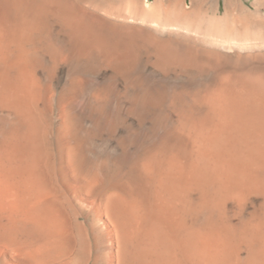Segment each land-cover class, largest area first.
<instances>
[{
	"label": "bare ground",
	"instance_id": "6f19581e",
	"mask_svg": "<svg viewBox=\"0 0 264 264\" xmlns=\"http://www.w3.org/2000/svg\"><path fill=\"white\" fill-rule=\"evenodd\" d=\"M0 264H264V0H0Z\"/></svg>",
	"mask_w": 264,
	"mask_h": 264
}]
</instances>
